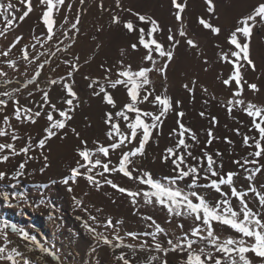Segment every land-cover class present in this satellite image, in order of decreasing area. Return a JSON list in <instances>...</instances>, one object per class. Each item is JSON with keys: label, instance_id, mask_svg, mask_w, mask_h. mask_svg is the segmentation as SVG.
Here are the masks:
<instances>
[{"label": "rangeland", "instance_id": "374dc122", "mask_svg": "<svg viewBox=\"0 0 264 264\" xmlns=\"http://www.w3.org/2000/svg\"><path fill=\"white\" fill-rule=\"evenodd\" d=\"M11 2L18 9L16 17L22 15L26 5L19 0ZM185 2L182 20H177V10L174 9L172 0H119L120 7H117V0H64L62 5L53 0L54 36L51 41H47V28L42 22L46 5H42L40 0H31L32 12L22 21L15 20L11 26L0 16V30L7 28V31L0 35V53L8 51L16 38L22 37L20 42L11 48L7 57L0 55V70L7 74L0 75V93L12 92L21 105L32 108L34 112L42 103L43 89L49 93V101L52 104L58 109H66L68 106L63 103L66 98L63 85L48 83L56 79L71 84L78 98L74 100L75 110L71 113L73 118L67 122V127L48 139L43 149L38 148L37 144L45 137V129L50 124L43 114L50 110L47 106L43 108L41 116L35 118V123L16 120L13 114L14 102L11 100L4 112L0 113V127H6L3 124L4 115L11 118L12 125L7 129L8 135L0 136V143L13 144L17 152L27 146L29 141L32 145L27 156L22 152L12 155L10 149L0 152V156L10 155L8 162L0 163V171L7 173L5 179L0 180V194L9 195L8 200L0 195V230L4 221L16 224L35 236L45 248L54 252L57 260L51 254L41 251L38 245L24 241L10 229L7 230L8 241L0 240V246L6 244L9 250L17 249L31 264H122L117 259L122 253L132 264H146L150 256L159 257V261L153 264H160L162 261H167V264H182V260L186 258V253L173 251H168L165 255L164 252L157 251L155 245L159 242L164 249H168L169 239L175 241L183 232L190 231L194 223L192 218L170 216L159 204H146L142 195L136 198L137 203L134 204L133 198L127 193H121L103 181L105 178L111 179L120 187L141 193L148 190L147 185L118 172L96 176V179L101 181L99 186L91 184L83 176H78L75 182L69 181L67 185L63 183V179L70 175V170L76 167L77 161L81 159L78 155L81 141L86 140L89 148L98 146L94 141L107 145L109 141L106 135L108 126L105 124V113L115 112L130 99L127 88L118 85L113 89L106 78H118L117 71L121 61L125 66L131 65L133 70L151 66L150 62L143 59L147 54L146 49L139 46L138 50H134L131 47L137 43L138 33L127 31L123 22L132 20L146 30L149 26L139 22L127 9L156 19L163 29L156 36L165 47L169 46V29L179 40V44L173 49V59L168 63L166 72H151L149 77L152 83L146 86L154 89L156 95L170 97L173 108L162 118L161 127L153 132L152 139L146 145L145 154L134 158V167L141 172H150L154 179L163 180L166 176L174 175L171 161L164 163L162 157L167 148L176 147L180 138L179 125L182 123L195 133V141L190 135L185 137L186 142L192 145L188 151H191L193 156L204 157L205 154H211L218 165H223L219 169L223 174L237 173L234 182L238 190L247 192L250 186L264 190V156L258 158L259 163L255 165L247 164L241 167L235 163L241 161L243 164L244 160L257 159L251 155L256 151L254 146H251L253 140H249L248 145H245L244 137L258 139L259 133L253 126L252 118L242 108L233 107L231 112L228 111V101L233 99L235 85L229 87L222 83L233 72V64L224 60L223 54L227 53L231 59H235L231 57L234 46L228 43V36L237 26L238 20L251 14L264 0H214V13L207 11L206 0ZM114 16H119L121 23H114ZM77 17L78 31L72 27ZM200 18L219 26L221 33L216 35L211 29L204 28L199 23ZM181 28L186 33L185 37L179 36ZM37 38L40 43H37ZM189 38L194 41L196 47L187 44ZM24 47L28 48L30 59L39 53L45 55L29 63L23 59ZM52 52H55V56L51 55ZM250 53L255 70L245 66L241 71L244 80L255 83L259 91H253L245 84L242 98L246 102L264 106V24L258 23L253 29ZM46 59L50 60V64L45 65L41 73L39 88L35 84L24 88V83L38 70V64ZM65 60L71 61V64L64 63ZM8 61H15V67L9 66ZM163 63V60H158L156 67H161ZM72 65H77L78 71H73ZM108 68L112 70L111 73L105 71ZM69 72H72L71 76L68 75ZM96 81L98 83H94ZM193 81L194 91H190ZM186 84L189 88L184 87ZM100 86H104L111 93L117 104L116 109L105 102L103 93L94 94L99 91ZM16 89L19 91H15ZM30 91L33 93L31 96L28 94ZM0 98L8 99L6 96ZM140 107L153 112L159 110V106L148 102ZM180 112L184 114L182 117L178 116ZM53 115L59 118L57 112H53ZM124 127L122 121V130ZM72 129H75V132ZM76 133H79V136ZM13 135L19 139L13 140ZM131 147L130 145L129 148ZM178 151L184 149L180 148ZM120 155L118 149L115 152L110 151L108 158L102 154H99V158L104 162L111 160L112 164H117ZM96 158L94 156L93 160ZM25 161L27 163L23 169L24 174L13 179L18 165ZM187 162L197 164L192 157H187ZM258 167L261 170L255 172ZM99 171H102V168L94 169L92 175ZM250 174L254 175L252 181L247 179ZM190 179L179 182V186L188 190ZM205 183L207 181L200 180L201 185ZM222 187L228 191L227 186ZM69 188L72 190L69 191ZM198 190L205 194L206 199L219 198V194L210 188L201 187ZM247 200L249 207L255 212L264 214V208L258 204V198L254 194L249 192ZM232 205L239 211L240 206L235 198H232ZM148 216L152 217V220H146L145 217ZM92 217L96 219L93 220ZM109 219L114 227H105ZM153 221L165 229L164 233L157 234L155 238L145 235L155 232ZM86 224L94 228L95 232L89 231ZM180 224H183V229L178 227ZM214 227L221 238L239 237L238 233L227 226ZM130 232L137 234L135 239L127 235ZM97 233L107 237L112 244H105ZM117 235L123 237L124 245H133L135 251L127 246L114 248L113 245L119 243L115 239ZM145 242L147 247L141 250L140 246ZM248 256L252 264H264V260L254 254L249 253ZM0 264L9 262L0 261Z\"/></svg>", "mask_w": 264, "mask_h": 264}, {"label": "snow or ice", "instance_id": "6c2138e0", "mask_svg": "<svg viewBox=\"0 0 264 264\" xmlns=\"http://www.w3.org/2000/svg\"><path fill=\"white\" fill-rule=\"evenodd\" d=\"M20 3L26 5V10L23 11L22 15L16 17L17 7L11 0H0V16L7 22L9 26L17 19L22 21L25 17L32 12L31 0H19ZM58 4H64V0H56ZM83 2V0H81ZM42 5H46V11L43 12L42 22L47 28V41H51L54 36L53 26L54 21L52 19V10L54 7L53 0H40ZM208 4L207 11L209 13H214L215 4L214 0H206ZM172 4L175 12L176 19L182 20V13L186 8L185 0H172ZM70 7V6H69ZM117 7H120L119 0H117ZM103 8V4H101ZM129 13L137 18V20L149 27L147 30L145 27H140L139 24L134 23L132 20H127L123 22V27L129 32L138 33V41L131 45L134 50H138L139 46H142L147 50V54L143 57L145 61L150 62V67H141L139 70H133L131 65L125 66L123 61L120 62V69L117 71V79H108V83L111 88H116L118 85H123L127 88V95L130 98L129 101L123 105L122 108L116 110L115 112L105 113V124L108 126V131L106 133L109 143L107 145L101 144L98 141L93 143L98 145L95 148H89L88 142L86 140L81 141V148L78 150V155L81 158L77 161V166L70 170V175L63 179L64 184H69V181L75 182L78 176L85 177L91 184L99 186L101 184L100 180L96 179V176H104V173H115L118 172L129 179H135L139 183L147 185L148 190L141 192H133L129 189L120 187L119 185L113 183L111 179L105 178L103 181L111 187L117 189L121 193H127L128 196L133 198V203H137L136 198L143 196V200L146 204L156 203L165 208L170 216H181L190 217L193 219V227L189 232H183L182 235L178 236L175 241L172 239L168 240V249H164L159 242L156 243L155 248L157 251H162L167 254L168 251L178 252L181 254L186 253V258L182 260V264H252L251 259L248 254L252 253L256 257L264 260V214L255 212L251 207H249V202L247 200L248 193L251 192L258 198V204L261 208H264V190H257L255 186H250L248 191L238 190L234 182V177L237 173L229 172L223 174L219 169L223 167L222 164L218 165L216 160L211 154H205L204 157H195L192 155L191 151H188L192 147L191 144L186 142V135H190L193 141L196 140L195 133L191 129L186 128L182 123L179 125V139L175 148H167L164 156L162 157L164 163L171 161L173 167L174 175L166 176L163 180L154 179L150 172H141L140 169L134 167V158L137 156H143L145 154V148L148 142L152 139L153 132L158 130L167 113L173 108V102L167 95H156L155 90L146 87L152 83L149 74L151 72L159 71L165 73L168 67V63L173 59V49L179 40L172 34L171 29H169V35L167 37L169 41V46L165 45L157 39L156 34L161 33L163 29L161 28L159 22L149 16L142 15L138 12H133L132 9H127ZM114 23H121L119 16L113 17ZM79 23V18L77 17L76 22L72 25L74 29ZM199 23L206 29H211V31L219 35L221 33V28L219 26L212 25L209 20L205 18H200ZM264 24V3L259 4L254 11L238 20L237 26L231 31L227 40L228 43L234 46L231 50V59L227 53L223 54V59L229 61L233 64V72L229 78L224 79L222 83L226 86L231 87L235 85V91L233 92V99L228 101V111L231 112L233 107L242 108L246 114L252 118V123L254 128L259 133V138L244 137V144L248 145L249 140H253V145L256 151L251 155L257 159L244 160L243 164L241 161H235V163L240 164L241 167L247 164H258L260 157L264 156V106H258L251 102H246L243 97L244 85L253 91H259L258 86L255 83H248L244 80L242 75V68L245 66H250L255 70V63L251 58L250 53V42L253 34V29L257 24ZM7 31V28L0 30V35H3ZM67 35V34H65ZM179 36L185 37L186 33L181 28L179 31ZM147 37V38H146ZM22 37H17L15 42L11 45L14 48L16 44L20 42ZM187 44L196 47V44L192 39H187ZM37 43L40 40L37 38ZM62 43V42H61ZM33 49L35 45L32 46ZM0 53V55L7 57L11 51ZM59 50V49H57ZM155 53V56H154ZM23 59L32 63L40 59V56L45 55V53H39L36 56L31 57L27 47L22 49ZM55 56V52L51 53ZM158 60H163L164 63L161 67L157 68L156 65ZM9 66L15 67V61H8ZM64 63L71 64V61L65 60ZM50 64V60H44L38 64V70L35 71L34 75L24 83L23 87L28 88L29 85L35 84L39 88V78L45 65ZM73 71H78L77 65H72ZM106 72L111 73V69H105ZM0 75H7L2 70H0ZM69 76L72 72H69ZM51 85L62 84L63 88L66 90V98L63 103L68 107L66 109H58L55 104L49 101V93L47 91H42V103L38 106L37 110L33 112L32 108L26 105H21L19 99L13 96V93L6 91L0 93V97L6 96L8 99L0 98V113L4 112L9 101L14 102V116L18 121L23 122L24 120L30 121L32 123L36 122L37 117H40L42 110L47 106L50 110L44 112L46 119L50 122L49 126L45 129L46 135L44 138L38 141L37 147L43 149L48 139L58 135V133L67 127V122L70 121L72 117V112L75 108L73 107L74 100H77V94L73 90L71 84L65 82L64 80L52 79L48 82ZM98 83V81L94 82ZM91 86V85H90ZM185 88H189V85H184ZM195 81L192 82V88L190 91H194ZM15 91H19L16 89ZM204 91H207L204 89ZM103 93V98L105 102L113 109L117 108L116 101L113 99L111 93L104 87L100 86L99 91L94 93L95 95H100ZM29 96L33 93L30 91ZM151 97V99H150ZM148 102L153 106H159L158 112L144 110L140 107L141 104ZM53 112H57L59 118H55ZM184 114L182 112L178 113V116L182 117ZM203 115V113H201ZM215 120V118H213ZM11 118L8 115H4L3 124L6 127H0V136L8 135L7 129L11 128ZM124 122V129L121 128V122ZM75 132V129H72ZM79 136V133H76ZM211 136V131L209 132ZM13 140L19 139L18 136L13 135ZM211 142V141H209ZM132 146L129 148V146ZM32 148L31 142L29 141L27 146L16 151L14 145L11 143L3 144L0 143V152L4 149L12 150V155H19L22 152L24 155H28ZM183 148L184 151H178V149ZM120 150L121 155L117 164H112L111 160L107 162L102 161L99 158V154L103 157L108 158L111 152ZM97 157L93 160V157ZM187 157H192V159L197 161V164H190L187 162ZM35 159V157H29ZM10 159L9 154L0 156V163L8 162ZM45 161L47 157H44ZM206 161V164H205ZM27 161L20 163L18 165V170L15 172L13 179H16L24 174L23 169L25 168ZM112 164V167H110ZM96 168H102V171L92 175V172ZM85 169V171H81ZM44 169L42 168L41 171ZM261 169L258 167L255 172H259ZM137 173V175H134ZM203 173V175H201ZM7 173L0 171V180H4ZM190 179L188 190H185L179 186V182ZM203 179L207 183L201 185L200 180ZM249 181L254 179V175L250 174L247 176ZM227 186L228 191L224 187ZM210 188L214 192L219 194V198L216 199H206L205 194L200 192L198 189ZM69 191L72 189L69 188ZM5 200H8V193H2ZM232 198H235L239 203V211H237L232 205ZM77 203H81L77 201ZM95 220V217H92ZM146 220H152V217H145ZM153 224L155 222L153 221ZM214 225L227 226L232 229L235 233L239 234L238 238L229 236L227 238H221L216 233ZM89 231L95 232L94 228L89 227ZM105 227H114L111 219H109ZM179 228L183 229V224L178 225ZM10 229L12 232L18 234L24 241L31 242L32 245H38L43 252H47L51 255H55L54 252L45 248L37 238L30 235L23 228L18 227L16 224H9L7 221L3 222L2 230H0V240L8 241L7 230ZM165 229L161 228L158 224H155V232L145 233V235H151L153 238L159 233H164ZM127 235L136 238V233H128ZM97 236L103 239L105 244H112L107 237L102 234L97 233ZM119 243L113 245L114 248L129 247L135 251L133 245H124L123 237L117 235L115 237ZM141 250L147 247V242L142 244ZM122 264H132V262L126 258L122 253L117 257ZM0 261H7L9 264H31V262L24 257V255L15 248L9 250L7 245L0 246ZM159 261V257L150 256L146 261V264H153V262ZM160 264H167V261H162Z\"/></svg>", "mask_w": 264, "mask_h": 264}, {"label": "water", "instance_id": "95a60500", "mask_svg": "<svg viewBox=\"0 0 264 264\" xmlns=\"http://www.w3.org/2000/svg\"><path fill=\"white\" fill-rule=\"evenodd\" d=\"M52 257H54L55 258V260H57V257H55L56 255H51Z\"/></svg>", "mask_w": 264, "mask_h": 264}, {"label": "crops", "instance_id": "0c3cea01", "mask_svg": "<svg viewBox=\"0 0 264 264\" xmlns=\"http://www.w3.org/2000/svg\"><path fill=\"white\" fill-rule=\"evenodd\" d=\"M22 197L24 198V197H25V195H23ZM23 198H22V199H23Z\"/></svg>", "mask_w": 264, "mask_h": 264}]
</instances>
